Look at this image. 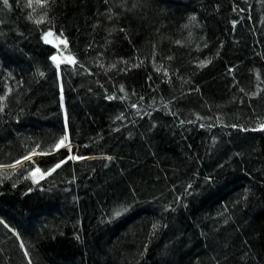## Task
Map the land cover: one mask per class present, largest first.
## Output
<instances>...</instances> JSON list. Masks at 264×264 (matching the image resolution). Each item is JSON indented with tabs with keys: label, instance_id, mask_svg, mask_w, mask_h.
<instances>
[{
	"label": "trees",
	"instance_id": "1",
	"mask_svg": "<svg viewBox=\"0 0 264 264\" xmlns=\"http://www.w3.org/2000/svg\"><path fill=\"white\" fill-rule=\"evenodd\" d=\"M29 3L0 0V264H264V0Z\"/></svg>",
	"mask_w": 264,
	"mask_h": 264
},
{
	"label": "snow or ice",
	"instance_id": "2",
	"mask_svg": "<svg viewBox=\"0 0 264 264\" xmlns=\"http://www.w3.org/2000/svg\"><path fill=\"white\" fill-rule=\"evenodd\" d=\"M3 3H4V5L7 6V5H8V0H3ZM30 5H31V0H30V3H29V6H30ZM47 35H51V33H48ZM46 42H47V40H46ZM65 43H66V42H65ZM52 59H53V60H56V57L53 56ZM70 62H75V61L72 60V61H70ZM262 128H264V125H262ZM67 139H68L67 136L62 137V138L60 139V141H59L54 147H55L56 149H59V148L65 146V141H66ZM69 151H71L70 148H69ZM33 154H35V153H33ZM80 158H81V157H72V156L69 157V159H80ZM24 159H25V160H29V159H31V156H26V157H24ZM19 163H21V161H17V164H19ZM59 167H60V164H57V165H56V168H59ZM35 171H36V172H39L40 170H39V169H36ZM51 171H55V169H52V170H50L49 172L43 173V174L41 175L40 178H43V175H48V174H50ZM33 178L35 179L36 177L33 176ZM120 214H121L120 211H117V212H116V215H120Z\"/></svg>",
	"mask_w": 264,
	"mask_h": 264
},
{
	"label": "rangeland",
	"instance_id": "3",
	"mask_svg": "<svg viewBox=\"0 0 264 264\" xmlns=\"http://www.w3.org/2000/svg\"><path fill=\"white\" fill-rule=\"evenodd\" d=\"M49 33H51V35H47L48 34L47 33L45 35V41L47 40L48 43H50L51 45H54L56 47H58L59 45H61L63 43L62 39L55 37V34L53 32H49ZM60 63H61L60 62V59L59 58H56L55 64H56L57 67L60 66ZM66 146H67V144H66ZM61 148H59V149H61ZM73 157H75V156H73ZM74 160L77 161L78 159H74ZM22 161H25V160H22Z\"/></svg>",
	"mask_w": 264,
	"mask_h": 264
}]
</instances>
